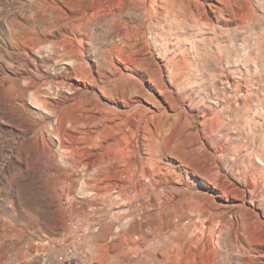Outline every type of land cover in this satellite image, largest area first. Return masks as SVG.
<instances>
[{
    "label": "rangeland",
    "instance_id": "374dc122",
    "mask_svg": "<svg viewBox=\"0 0 264 264\" xmlns=\"http://www.w3.org/2000/svg\"><path fill=\"white\" fill-rule=\"evenodd\" d=\"M109 1L0 0V264H264V0Z\"/></svg>",
    "mask_w": 264,
    "mask_h": 264
},
{
    "label": "bare ground",
    "instance_id": "6f19581e",
    "mask_svg": "<svg viewBox=\"0 0 264 264\" xmlns=\"http://www.w3.org/2000/svg\"><path fill=\"white\" fill-rule=\"evenodd\" d=\"M110 1H111V0H110ZM110 1H109V2H110ZM116 1H117V0H116ZM118 1H119V0H118ZM118 1H117V2H118ZM121 2H122V1H121ZM113 3H114V2H113ZM115 3H116V2H115ZM115 3H114V4H115ZM118 6H119V5H118ZM115 7H116V6H115ZM110 8H111V7H110ZM118 8H119V7H118ZM107 9H108V8H107ZM113 9H114V8H113ZM113 11H114V10H113Z\"/></svg>",
    "mask_w": 264,
    "mask_h": 264
}]
</instances>
